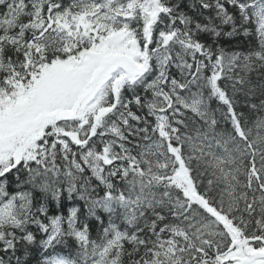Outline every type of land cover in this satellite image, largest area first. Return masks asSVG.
Here are the masks:
<instances>
[{
	"label": "snow or ice",
	"instance_id": "1",
	"mask_svg": "<svg viewBox=\"0 0 264 264\" xmlns=\"http://www.w3.org/2000/svg\"><path fill=\"white\" fill-rule=\"evenodd\" d=\"M0 264H264V0H0Z\"/></svg>",
	"mask_w": 264,
	"mask_h": 264
}]
</instances>
